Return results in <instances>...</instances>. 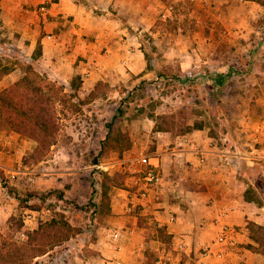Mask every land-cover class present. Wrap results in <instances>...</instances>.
Masks as SVG:
<instances>
[{
    "label": "crops",
    "instance_id": "crops-1",
    "mask_svg": "<svg viewBox=\"0 0 264 264\" xmlns=\"http://www.w3.org/2000/svg\"><path fill=\"white\" fill-rule=\"evenodd\" d=\"M196 2L200 9L192 10L193 14L203 22L201 27H207L193 31L194 37L199 36L197 49L206 48V31L214 34L208 43L210 52L211 47L219 51L232 46L250 51L264 47L263 34L256 35L257 42L252 44L254 21L264 15V5L255 0ZM42 4L47 13L37 11ZM164 5L163 0H0V17L10 32L21 33L15 38L16 47L29 59L39 46L36 60L40 64L50 66L57 76H66L65 81L76 74L84 76L82 84L91 90L103 76L130 79L148 74L142 73L146 55L139 40L145 30L164 52L163 63L171 64L174 59L167 52L177 49L184 37L170 36L172 30L154 26ZM222 28L227 35H220ZM177 61L186 64L182 58ZM245 81L233 96L243 109L230 138H241V145L251 139L257 142H248L240 161L260 165L264 180V129L260 127L264 76H247ZM154 126L155 120L149 118L134 122L131 146L116 162L132 173L139 167L140 156H149L161 171L160 185L131 207L126 189L113 186L108 212L100 214L92 236L86 234L85 243L70 253L72 264H157L164 254L170 257L168 264H264V248L247 247L248 243L258 247L249 236L248 222L264 226V205L244 197L250 182L239 171L234 158L239 154L211 134L209 126L184 133L154 130ZM224 224L235 228L238 245L218 256L206 253L205 247L213 248Z\"/></svg>",
    "mask_w": 264,
    "mask_h": 264
},
{
    "label": "rangeland",
    "instance_id": "rangeland-1",
    "mask_svg": "<svg viewBox=\"0 0 264 264\" xmlns=\"http://www.w3.org/2000/svg\"><path fill=\"white\" fill-rule=\"evenodd\" d=\"M163 3V11L157 12L154 26L172 30L170 36L184 37L177 49L167 52L174 59L170 60L171 64L163 63L164 52L153 44L154 36L142 31L139 40L146 53V69L142 73L148 74L140 78L133 75L130 79L103 76L98 79L100 83L93 96L88 94L94 87L87 90L82 84L84 76H80L77 89H70L74 76L65 81L66 76H57L50 66L37 60L38 66L31 65L32 59L16 47L15 38L21 33L10 32L7 22L0 17V90L25 74L34 77L52 95L59 126L53 143L40 157L34 153L37 143L33 138L0 128V264L73 263L70 253L85 243L86 234L92 236L101 214L97 205L90 204L83 210L75 204L100 202L104 172L117 174L120 187L125 188L131 171L116 162L124 150L118 152L114 148L121 147L127 134L130 137L133 133L131 125L144 118L157 119L176 131L187 124L202 122L220 142H228L229 149L239 154L233 156L239 161L244 179L254 182L258 175L262 176L263 168L255 164L254 173L248 177L244 161H240L245 158L241 154L248 148V142L256 145L257 142L245 140L241 145V138L232 140L230 132L238 126L243 109L238 105L241 101L235 102L233 96L241 90L247 76H264V47L254 51L237 50L233 46L219 51L211 47L210 52L208 43L213 41L214 34L206 31L207 46L199 50L196 48L199 36L194 37L193 31L203 22L193 14L200 9L196 0H163ZM254 23L255 38L264 35V15ZM176 24H181V29ZM203 26L202 30H207ZM224 29L218 30L220 35H227ZM256 42L257 38L252 44ZM180 58L185 65L177 61ZM217 69L226 70V77L212 83L211 73ZM214 93L223 105V116ZM104 139H107L106 153L99 156ZM50 189L62 190L63 198L49 192ZM60 213L77 228L76 235L48 248L39 257H29L32 251L24 248L28 232L52 216L59 217Z\"/></svg>",
    "mask_w": 264,
    "mask_h": 264
},
{
    "label": "trees",
    "instance_id": "trees-1",
    "mask_svg": "<svg viewBox=\"0 0 264 264\" xmlns=\"http://www.w3.org/2000/svg\"><path fill=\"white\" fill-rule=\"evenodd\" d=\"M255 1L264 5V0ZM40 54V47L37 46L32 54L31 65H39L36 59ZM144 54L146 55L145 52ZM226 73L227 71L224 69H217L211 73L210 81L212 83L219 82L218 80L221 81ZM99 83L100 81L98 80L88 95L93 96L96 94V89ZM80 84L81 77L79 74H76L70 82V89H77ZM214 97L218 103V111L223 116L224 108L220 102V98L215 93ZM204 126L205 125L202 122H194L193 124H187L176 131L172 126L166 124L163 125L155 119L154 130H174L178 133H184L194 128H203ZM0 128H9L33 138L37 143L34 153L38 154V157H40L53 143L59 128L52 95L46 93L43 86L38 84L34 77L27 74L19 77L12 84L0 90ZM107 136L109 137L108 133L106 138ZM126 139V142H124L121 147L114 149L120 152L130 148L131 140L128 134ZM106 149L107 139H104L102 140L98 155H104ZM243 166L246 168L248 177H250V175L254 173L253 170L256 169L255 164H247L245 161L243 162ZM118 180L117 174L104 172L101 181L100 202H88L86 204L75 205L83 210H87L90 204L93 206L97 205L99 206L101 214H105L110 208V187L120 186L121 182ZM249 182L250 184L244 193L245 199L253 200L259 205H264V180L262 176L258 175V178H256L254 182ZM49 192H56L60 199L63 198V192L60 189H50ZM17 197L19 200H22L20 196ZM248 227L250 229L249 236L253 241L258 243V247L254 246L252 243H248L247 247L263 250L264 226L249 221ZM75 230H77V228L64 220L63 214L60 213L59 217L52 216L50 219L40 223L36 229L28 232V239L24 248L32 251L29 254V257H39L48 252V248L63 241H68L72 236H75Z\"/></svg>",
    "mask_w": 264,
    "mask_h": 264
},
{
    "label": "built area",
    "instance_id": "built-area-1",
    "mask_svg": "<svg viewBox=\"0 0 264 264\" xmlns=\"http://www.w3.org/2000/svg\"><path fill=\"white\" fill-rule=\"evenodd\" d=\"M37 11L41 13L48 12L47 7L44 4L40 5ZM260 127L264 129V112L263 117L261 118ZM126 179V198L128 200V205L131 207L138 205L140 201L147 196V194H149V192L157 189L161 183L162 175L159 166L151 162L149 156L141 155L139 159V167L135 172L127 175ZM113 235L117 236L118 233L115 232ZM213 244V248L222 249L214 252L212 246L210 245L205 247L206 253L218 256L224 252L222 250L229 251L232 248H235L238 245L235 228L227 224L222 225V228L215 237ZM169 260L170 257L164 254L157 259V264H168ZM116 264H120V261H116Z\"/></svg>",
    "mask_w": 264,
    "mask_h": 264
}]
</instances>
